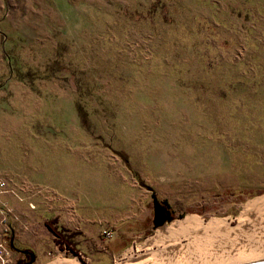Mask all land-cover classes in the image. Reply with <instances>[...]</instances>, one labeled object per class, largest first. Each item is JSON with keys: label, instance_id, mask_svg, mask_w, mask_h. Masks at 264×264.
Segmentation results:
<instances>
[{"label": "rangeland", "instance_id": "1", "mask_svg": "<svg viewBox=\"0 0 264 264\" xmlns=\"http://www.w3.org/2000/svg\"><path fill=\"white\" fill-rule=\"evenodd\" d=\"M16 1L0 26V179L28 178L106 230L138 190L154 215L134 173L173 211L167 227L235 226L264 196V0ZM36 211L23 242L39 257L51 225L73 229L58 208ZM152 217L117 264L156 235Z\"/></svg>", "mask_w": 264, "mask_h": 264}, {"label": "crops", "instance_id": "2", "mask_svg": "<svg viewBox=\"0 0 264 264\" xmlns=\"http://www.w3.org/2000/svg\"><path fill=\"white\" fill-rule=\"evenodd\" d=\"M34 2L35 0H28L26 3L33 4ZM13 6H17L16 0H0V26L5 31L11 29V24L7 26L3 25L2 20H12V18L7 17L10 14L8 9H12ZM0 33L3 34L1 31ZM10 178L11 180L6 179L8 180L6 181L7 189L2 190L0 188V202H6L13 210L7 209L6 215H3L0 211V231L5 226L2 223V219H6L8 233L10 231L14 232L17 238L26 241L28 239V228L32 227V223L37 217V207L46 212L50 208H58L61 210V217L63 212L69 215L66 218L67 225L71 226V229L75 230L78 235L77 240L80 241L78 246L79 252L84 257L83 261L86 264H117L118 260L123 259L125 253L135 245L138 239L143 238L152 229V211H148L147 209L149 200H151L150 195L142 193V190H138V194L143 197L142 200L140 202L134 201V204L128 205V207L133 208L131 212L119 213L118 211H114L109 214L108 219L100 221L101 223L105 221L108 225L107 229L113 231L112 240L108 238L110 240L108 241L106 240V236L102 235L103 230L106 228H91V226L82 228L79 222L76 224L75 214H73L75 212L74 201L66 199L61 194H42L36 190L35 185H32L28 178L19 179L15 174L13 179L12 177ZM1 180L4 179L1 178ZM16 182H20V184H16ZM10 183H13L14 186H10ZM10 189H14L15 192H11ZM30 203L37 207L31 209ZM136 207L142 210L141 213H137ZM70 214L73 216H70ZM14 221L18 224L15 225ZM18 227L19 230L17 229ZM6 235L7 233L3 236L5 239ZM47 258V255L44 253L43 256L37 258L36 264H54L59 260L57 259L50 263L47 262ZM62 260L72 261L74 258L68 257Z\"/></svg>", "mask_w": 264, "mask_h": 264}, {"label": "bare ground", "instance_id": "3", "mask_svg": "<svg viewBox=\"0 0 264 264\" xmlns=\"http://www.w3.org/2000/svg\"><path fill=\"white\" fill-rule=\"evenodd\" d=\"M264 196L250 201L232 226L227 219L199 223L195 216L160 226L143 252L122 264H264ZM54 264H83L79 259Z\"/></svg>", "mask_w": 264, "mask_h": 264}, {"label": "flooded vegetation", "instance_id": "4", "mask_svg": "<svg viewBox=\"0 0 264 264\" xmlns=\"http://www.w3.org/2000/svg\"><path fill=\"white\" fill-rule=\"evenodd\" d=\"M163 204L164 200L161 201ZM165 206L170 210V207H168L167 204ZM173 215V211L170 210ZM171 223V222H170ZM168 223V224H170ZM52 230L55 232L56 236L51 243L54 245L53 250L45 253V255L48 256V258L53 255V251L58 249L60 253H63L65 256H74L75 258L79 259L82 263H85L84 257L79 252V244L80 241L77 240V233L75 230H69L67 229V233L60 231V227L52 226ZM56 227V228H55ZM51 229V228H50ZM74 231V232H73ZM73 232V233H72ZM6 243L9 246V248L12 251V257H11V263L10 264H27L32 261V258H34V254L36 255L35 261L32 264H36L37 258H38V252L35 251L30 245L24 243L22 240L16 237L14 232H9L6 235ZM12 246V248H11ZM50 246L49 243L45 245V247ZM73 257V258H74ZM86 264V263H85Z\"/></svg>", "mask_w": 264, "mask_h": 264}, {"label": "water", "instance_id": "5", "mask_svg": "<svg viewBox=\"0 0 264 264\" xmlns=\"http://www.w3.org/2000/svg\"><path fill=\"white\" fill-rule=\"evenodd\" d=\"M149 190H151L152 194V204H153V224L155 228H158L160 226H163L165 224H168L172 222L173 215L172 212L160 201V198L156 191L153 190L152 187H148ZM12 248V246H11ZM36 255L34 254V258H32V261L27 264H32L35 261Z\"/></svg>", "mask_w": 264, "mask_h": 264}, {"label": "built area", "instance_id": "6", "mask_svg": "<svg viewBox=\"0 0 264 264\" xmlns=\"http://www.w3.org/2000/svg\"><path fill=\"white\" fill-rule=\"evenodd\" d=\"M0 188L2 190L7 189V182L6 180H1L0 179ZM11 192H15L14 189H10ZM32 208H35L33 204H31ZM5 226L4 228L0 231V264H10L11 263V257H12V251L11 249L6 245L5 243V238L3 237L4 234L8 232V226L6 225V219L3 220L2 222ZM103 235H105L107 238L113 237V231L112 230H103Z\"/></svg>", "mask_w": 264, "mask_h": 264}, {"label": "trees", "instance_id": "7", "mask_svg": "<svg viewBox=\"0 0 264 264\" xmlns=\"http://www.w3.org/2000/svg\"><path fill=\"white\" fill-rule=\"evenodd\" d=\"M126 161H128V159H125ZM134 175H135V177L138 179V181H139V183L141 184V186H144V187H149V186H147V184H145L144 182H143V180H141V178L139 177V175H138V173H134ZM164 203L165 204H167V202L166 201H164ZM164 204V205H165Z\"/></svg>", "mask_w": 264, "mask_h": 264}]
</instances>
